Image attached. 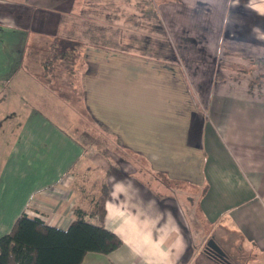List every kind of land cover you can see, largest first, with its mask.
<instances>
[{
  "label": "crops",
  "instance_id": "1",
  "mask_svg": "<svg viewBox=\"0 0 264 264\" xmlns=\"http://www.w3.org/2000/svg\"><path fill=\"white\" fill-rule=\"evenodd\" d=\"M239 1L264 20V0ZM210 2V14L230 13V3ZM157 5L0 0V92L10 83L4 101L15 97L9 109L22 112L21 121L1 128L0 238L22 215L64 230L79 218L97 223L107 182L106 225L123 243L88 253L81 264H223L205 252L211 238L230 264H264V55L236 40L204 38L181 45L183 53L198 48L188 61L173 50L159 56L142 37L158 19ZM204 22L198 30L223 29V22ZM133 23L138 41L122 43ZM54 42L80 50L73 88L93 125L121 151L108 157L119 159L123 173L104 172L96 194L76 184L84 168L94 173L83 166L77 130H63L20 97L36 84L53 91L43 64ZM141 169L168 184L146 187Z\"/></svg>",
  "mask_w": 264,
  "mask_h": 264
},
{
  "label": "rangeland",
  "instance_id": "2",
  "mask_svg": "<svg viewBox=\"0 0 264 264\" xmlns=\"http://www.w3.org/2000/svg\"><path fill=\"white\" fill-rule=\"evenodd\" d=\"M172 1L174 6L171 4ZM220 1L221 4L223 1L225 4H231L229 14L225 16L210 14V10L208 9V7L212 5L210 0H206L205 3L203 0H168L165 1L166 3H164V0H157V13L153 12V14L156 16L158 15V19L155 21L153 19L151 32H142V37L145 41H148V43H152V49L154 48L159 56L165 55L166 51L170 54V51L173 50L175 56L181 57L187 61L190 60L191 57H196L198 55V48H194L193 52V47H188L186 52L183 53L181 45L191 46L196 40L199 44L204 38L215 40L220 38L227 43H229L230 40H236L240 42L243 49L245 48L250 54L253 53L255 56L264 55V20L254 15L251 11L246 10V4L244 5L239 0L237 1V5L240 7V11L238 12H236L235 9L232 10L234 7V0ZM162 4H167V6H160ZM159 6L161 7L160 11L158 8ZM202 18L203 23H205L204 20L212 24L223 22V29L221 31L215 30L214 32L198 30V24L202 21ZM235 25H239L240 27L235 28ZM126 27L127 29L124 32L125 35L122 38V43L130 42L129 44H131L134 41H138L137 39L132 41V39L137 36L136 24H128ZM79 51L80 50L77 49L76 52H71L72 56H69L61 62L60 71L57 73L54 80H50L49 83L47 82L53 91L48 90L47 87L42 88L41 86H39L37 90L36 84L35 89L30 91L35 93H24L25 95H20V97L25 98L31 108L39 109L40 112L44 113L46 118L54 119L63 130L72 133L76 130L79 131L77 132L79 138L88 144L84 149L85 156L83 157V160L87 158V163L83 166H92L94 173H91L90 170L87 169L89 173L84 174L86 172L84 168L83 171L79 172L76 184L79 188H85L86 192L92 195L101 190L99 187L100 185L102 187L100 182L102 181V177L105 178L104 172L111 171V173L117 174L118 172L123 173V169H119V159H116V157H108L117 156V154L121 152L114 141L116 139L103 129H100L99 126H94L89 117L87 120L84 119L82 121L81 119L80 122L79 114L84 113L83 95L82 92L79 93L78 90L73 88L77 83V75L79 73V68L76 66L80 67V65L77 64V61L81 59ZM9 84L4 85L6 87L5 90L0 92V103H2L0 105V134H2V127L22 120V112L17 113L16 110L12 108L9 109V106L16 101L15 97L9 96V100L6 102L4 101L6 93L10 89ZM58 87L62 88L64 94H59ZM37 92H40L39 96ZM71 102H73V105ZM76 107L79 110H77ZM96 127L98 128L97 131ZM92 147L96 150H93L94 148ZM81 166L79 165V167ZM137 177L141 179L146 187L150 185V189H153L154 183L168 184L164 177L162 181H156L153 176L147 175L143 169L138 171ZM147 179H149V182ZM162 193L165 194L166 192L164 193V191H161L159 194ZM174 193L178 195L185 194L183 190H177L174 191ZM218 261L224 264L223 261Z\"/></svg>",
  "mask_w": 264,
  "mask_h": 264
},
{
  "label": "trees",
  "instance_id": "3",
  "mask_svg": "<svg viewBox=\"0 0 264 264\" xmlns=\"http://www.w3.org/2000/svg\"><path fill=\"white\" fill-rule=\"evenodd\" d=\"M54 43L43 64L48 82L56 77L60 60L72 56L71 52L78 49L68 44L62 43L63 46H60ZM58 92L64 94L60 87ZM79 115L80 119L87 120L89 114L84 109V113ZM82 143L85 148L88 146L84 141ZM109 197L108 186L104 183L98 222L79 218L66 230L45 225L38 218L22 215L12 231L0 238V264H81L88 253L108 254L116 250L123 242L106 225V202Z\"/></svg>",
  "mask_w": 264,
  "mask_h": 264
},
{
  "label": "water",
  "instance_id": "4",
  "mask_svg": "<svg viewBox=\"0 0 264 264\" xmlns=\"http://www.w3.org/2000/svg\"><path fill=\"white\" fill-rule=\"evenodd\" d=\"M205 252H208L209 254H211L213 256V258L215 259H220L224 262H229L227 255L225 254V252L223 251V249L219 246V244L213 239L211 238L205 247Z\"/></svg>",
  "mask_w": 264,
  "mask_h": 264
}]
</instances>
